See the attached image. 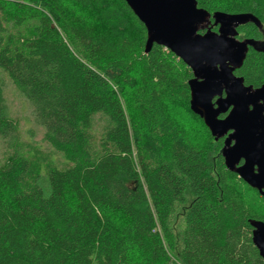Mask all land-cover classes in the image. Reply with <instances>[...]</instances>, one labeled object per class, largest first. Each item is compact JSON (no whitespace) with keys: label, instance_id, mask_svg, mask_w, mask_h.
I'll list each match as a JSON object with an SVG mask.
<instances>
[{"label":"trees","instance_id":"trees-1","mask_svg":"<svg viewBox=\"0 0 264 264\" xmlns=\"http://www.w3.org/2000/svg\"><path fill=\"white\" fill-rule=\"evenodd\" d=\"M210 13H252L264 38V0H197ZM251 26V27H250ZM124 0H0V74L30 102L51 153L20 146L0 165V264H264L251 220L257 192L229 171L190 109L191 69L154 44ZM237 75L264 84L252 48ZM0 76V135L18 141ZM191 111V109H190ZM196 121V120H195ZM60 155L63 162L57 161ZM185 213L181 250L170 218Z\"/></svg>","mask_w":264,"mask_h":264},{"label":"water","instance_id":"water-1","mask_svg":"<svg viewBox=\"0 0 264 264\" xmlns=\"http://www.w3.org/2000/svg\"><path fill=\"white\" fill-rule=\"evenodd\" d=\"M124 1L147 29L146 53L154 44L163 46L191 69V111L216 141L231 132L221 151L225 166L264 198V85L246 86L244 78L233 74L243 66L249 47L264 52V42L235 38L241 26L251 23L261 29L260 19L252 13H210L197 0ZM209 25H220L219 33L205 31ZM223 89L226 97H221ZM250 225L253 244L264 259V222L251 220Z\"/></svg>","mask_w":264,"mask_h":264},{"label":"rangeland","instance_id":"rangeland-1","mask_svg":"<svg viewBox=\"0 0 264 264\" xmlns=\"http://www.w3.org/2000/svg\"><path fill=\"white\" fill-rule=\"evenodd\" d=\"M208 28H211V31L213 32H218L217 27L213 28L211 25H209L206 27L205 31ZM244 38H247L246 30L242 35L237 37V40L245 41ZM263 40L264 38L259 40V42H262ZM0 76L4 82V101L6 106L5 113L7 114V119L15 124L18 137V141L14 147L13 144L15 141H13V139L3 138L0 135V165H2L5 162V158L13 153L16 147L19 146V154L28 152L31 146H35L44 152L51 153L52 148H50V146L45 141V130L39 124H37L32 105L7 76L4 74H0ZM173 106L174 107L171 109V114L181 126L191 132H196L198 134H202V132H204L205 126L201 119L197 117L195 119L193 118L195 114L194 112L190 111V109L185 106V111L181 110L180 106ZM222 145V141L216 140H212L209 143L208 157L210 160L212 159L214 161H218L219 153L222 151ZM54 155L57 158V161L61 163L63 162V160L60 159V155ZM190 202L191 197L187 195L186 205H176L170 218V229L176 242V250L171 253V257L174 260H177L176 254L181 250L182 247L181 235L185 229V213L187 212V207ZM253 202L261 205L262 207L264 206V198L258 193L256 196L253 195Z\"/></svg>","mask_w":264,"mask_h":264},{"label":"flooded vegetation","instance_id":"flooded-vegetation-1","mask_svg":"<svg viewBox=\"0 0 264 264\" xmlns=\"http://www.w3.org/2000/svg\"><path fill=\"white\" fill-rule=\"evenodd\" d=\"M251 24V23H250ZM250 24H248V25H244V26H241V27H239V28H237L236 30H237V36L235 37L236 39H237V37H239L240 35H242L243 34V31H241L242 29H244V28H248V26L250 25ZM213 28L214 27H217L218 28V33H219V31H220V25H218V26H213V25H211ZM251 27V26H250ZM205 32V31H204ZM246 39H251V38H249V37H247V38H244V40H246ZM262 42H264V40L262 41ZM251 49V47H249V50ZM237 70H235L234 72H233V74L235 75V76H237V77H240V76H238L237 75ZM244 84H245V82H244ZM246 85V84H245ZM264 85V84H263ZM262 85V86H263ZM246 86H248V85H246ZM261 87V86H260ZM260 87H258V88H260ZM221 97H226V90L225 89H223L222 91H221ZM220 98V96H218V99ZM215 100L216 99H214V102H215ZM229 112L230 111H227L226 113H223V114H220V116H219V119H225L226 117H227V115L229 114ZM231 134V132H229L228 134H226L225 136H223V137H221V138H219L218 139V141H222V149H223V147H224V145H225V141H226V139L228 138V136ZM221 149V150H222ZM243 164V161L240 163V165H242ZM252 188V187H251ZM253 190H255L260 196H261V194H260V192L257 190V189H255V188H252ZM252 231H253V228H252ZM258 253H259V251H258ZM259 256H260V254H259ZM262 260H263V262H264V259L262 258V257H260Z\"/></svg>","mask_w":264,"mask_h":264}]
</instances>
